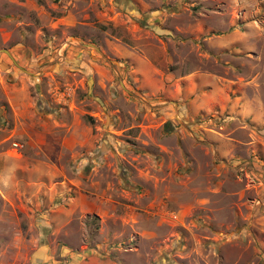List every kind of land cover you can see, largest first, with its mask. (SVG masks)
Returning a JSON list of instances; mask_svg holds the SVG:
<instances>
[{"label":"rangeland","instance_id":"rangeland-1","mask_svg":"<svg viewBox=\"0 0 264 264\" xmlns=\"http://www.w3.org/2000/svg\"><path fill=\"white\" fill-rule=\"evenodd\" d=\"M0 264H264V0H0Z\"/></svg>","mask_w":264,"mask_h":264}]
</instances>
